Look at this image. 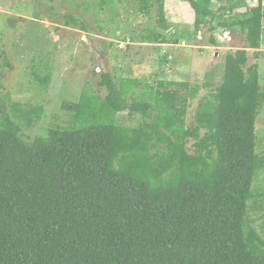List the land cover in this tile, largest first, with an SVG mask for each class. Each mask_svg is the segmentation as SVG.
I'll return each mask as SVG.
<instances>
[{"label":"trees","instance_id":"1","mask_svg":"<svg viewBox=\"0 0 264 264\" xmlns=\"http://www.w3.org/2000/svg\"><path fill=\"white\" fill-rule=\"evenodd\" d=\"M150 1L139 0L140 13L150 12ZM154 2L168 32L166 0ZM187 3L195 33L203 26L212 33L240 30L260 58L264 0L252 8L245 0ZM168 36L155 40L180 44ZM248 61L246 49L227 54L215 102L199 107L195 129L185 125L188 99L179 89L129 104L137 81L118 88L109 74L100 82L107 96L86 88L78 103L64 105L76 113L71 128L50 129L31 142L21 122L31 124L42 110L23 113L15 105L0 122V264H264V239L247 224L264 167L256 153L264 93L259 66L246 68ZM125 113L144 123L120 127L117 116ZM190 138L197 140L192 154ZM155 139L166 146L162 153Z\"/></svg>","mask_w":264,"mask_h":264},{"label":"rangeland","instance_id":"2","mask_svg":"<svg viewBox=\"0 0 264 264\" xmlns=\"http://www.w3.org/2000/svg\"><path fill=\"white\" fill-rule=\"evenodd\" d=\"M187 1L166 0L172 27L164 32L154 0L147 14L139 12V0H0V122L6 114L13 116L17 105L23 113L42 110L30 116L31 124L21 122L27 142L46 136L50 129L71 128L76 113L64 105L78 103L86 88L92 90L91 95L107 96L108 90L100 82L109 74L118 88L123 81H137L128 96L129 104L133 99L151 102L158 90L179 89L180 97L188 99L185 125L195 129L199 107L215 102L213 95L223 81L227 54L242 49L248 51L246 68L258 64L264 93V35L261 56L256 59L240 30L232 33L230 43L222 39L220 29L212 33L203 26L195 33L194 12ZM245 1L250 8L258 3ZM218 7L215 3L214 9ZM200 32L201 40L197 38ZM158 34L169 35L171 42L179 39L180 44L158 43ZM45 77L49 82L43 85ZM162 81L164 86L159 84ZM208 82L213 87L205 86ZM166 83H186L188 87ZM192 90L194 98L189 97ZM126 114L117 116L120 127L134 129L144 123L141 117ZM205 132H198L199 138ZM256 133V153L264 161V102ZM196 141L188 139L191 154L196 151ZM154 142L160 153L166 150L157 139ZM253 194L247 224L264 239V167L257 171Z\"/></svg>","mask_w":264,"mask_h":264},{"label":"built area","instance_id":"3","mask_svg":"<svg viewBox=\"0 0 264 264\" xmlns=\"http://www.w3.org/2000/svg\"><path fill=\"white\" fill-rule=\"evenodd\" d=\"M219 31H220V36L222 37V39H224L228 43L232 42L233 37H232V33L230 31H228V30H219ZM197 38L200 40L202 39V32L199 33Z\"/></svg>","mask_w":264,"mask_h":264},{"label":"water","instance_id":"4","mask_svg":"<svg viewBox=\"0 0 264 264\" xmlns=\"http://www.w3.org/2000/svg\"><path fill=\"white\" fill-rule=\"evenodd\" d=\"M263 25H264V22H263Z\"/></svg>","mask_w":264,"mask_h":264}]
</instances>
